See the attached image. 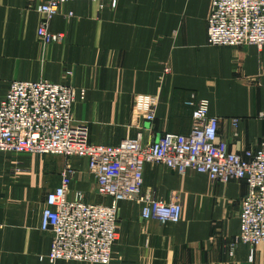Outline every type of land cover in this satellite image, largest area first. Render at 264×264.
<instances>
[{
	"label": "crops",
	"instance_id": "1",
	"mask_svg": "<svg viewBox=\"0 0 264 264\" xmlns=\"http://www.w3.org/2000/svg\"><path fill=\"white\" fill-rule=\"evenodd\" d=\"M37 6L0 0V102L12 81L71 84L75 121L89 142L115 147L187 135L192 110L185 102L193 98L207 101L219 119L217 140L231 151L264 141V49L207 45L210 0H118L115 10L74 0L50 20V33L63 35L54 44L38 40ZM67 163L75 172L67 200L80 192L87 204H106L84 159L0 152V264H51V234L40 230V214ZM142 190L163 201L177 196L181 220H143L140 203L121 202L109 264H264V244L231 247L245 182L213 184L204 174L147 164Z\"/></svg>",
	"mask_w": 264,
	"mask_h": 264
},
{
	"label": "built area",
	"instance_id": "2",
	"mask_svg": "<svg viewBox=\"0 0 264 264\" xmlns=\"http://www.w3.org/2000/svg\"><path fill=\"white\" fill-rule=\"evenodd\" d=\"M38 3V40L54 44L62 34L49 31L50 20L61 6L74 0H33ZM99 7L115 10L118 0H89ZM206 21L209 46H254L264 49V0H210ZM166 66L165 73H169ZM80 91L79 99L83 100ZM77 92L71 84L47 81L9 84L0 102V152L17 156L53 155L78 157L87 162L94 177V192L106 204H87L83 194L68 201L74 170L63 169L59 185L45 195L40 230L51 234L45 257L51 264L71 261L109 264L118 240L116 213L123 201L141 204L143 220L177 224L182 207L177 196L166 201L143 192V169L161 165L184 175L188 171L206 175L210 182L243 181L246 192L240 199L239 231L231 247L242 244L251 249L264 244V141L240 153L217 140L219 119L211 117L206 100L185 102L191 108V129L187 135L164 133L157 140L126 139L118 146L91 144L84 126L76 123ZM264 117V115H260ZM153 120L152 112L146 116ZM238 120H233L236 127ZM237 135V134H236Z\"/></svg>",
	"mask_w": 264,
	"mask_h": 264
},
{
	"label": "rangeland",
	"instance_id": "3",
	"mask_svg": "<svg viewBox=\"0 0 264 264\" xmlns=\"http://www.w3.org/2000/svg\"><path fill=\"white\" fill-rule=\"evenodd\" d=\"M208 45V44H207ZM217 47H224V46H217ZM226 47H229V46H226ZM256 48V47H255ZM257 49V48H256ZM111 254H112V250H111ZM112 256V255H111Z\"/></svg>",
	"mask_w": 264,
	"mask_h": 264
}]
</instances>
